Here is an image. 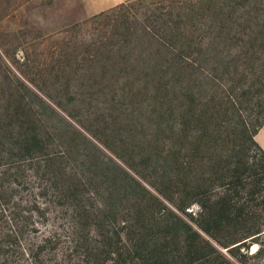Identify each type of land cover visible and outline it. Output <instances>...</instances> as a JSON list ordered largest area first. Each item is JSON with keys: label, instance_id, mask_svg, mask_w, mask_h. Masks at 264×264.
Segmentation results:
<instances>
[{"label": "trees", "instance_id": "trees-1", "mask_svg": "<svg viewBox=\"0 0 264 264\" xmlns=\"http://www.w3.org/2000/svg\"><path fill=\"white\" fill-rule=\"evenodd\" d=\"M73 24L33 61L48 90L0 71V236L29 188L85 264L261 255L264 0H128Z\"/></svg>", "mask_w": 264, "mask_h": 264}, {"label": "rangeland", "instance_id": "rangeland-1", "mask_svg": "<svg viewBox=\"0 0 264 264\" xmlns=\"http://www.w3.org/2000/svg\"><path fill=\"white\" fill-rule=\"evenodd\" d=\"M127 1L0 0V71H8L13 78L14 75L20 78L22 73L38 79V85L48 90V86L43 85L47 83L35 74L33 61L60 57L56 45L74 44L86 32L82 25L73 27L74 22L80 23ZM133 7L141 8L136 2ZM65 29L67 31L63 32ZM76 53L79 49L75 47L72 54L76 56ZM23 59L28 61L24 63ZM253 139L264 149V121L253 134ZM29 190L25 188L17 192V215L12 226L5 224L1 228L10 233L0 236V264H85L81 248L70 243L64 212L60 213L61 218H57L54 207L43 204V198ZM187 211L194 214L198 207L194 205ZM258 247V244L250 246L249 254L253 257L242 258L243 263L235 258L233 261L236 264H264V251L255 255Z\"/></svg>", "mask_w": 264, "mask_h": 264}]
</instances>
